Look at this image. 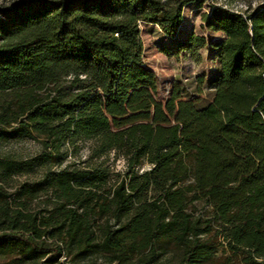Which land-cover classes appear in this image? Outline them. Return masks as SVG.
I'll return each mask as SVG.
<instances>
[{
    "label": "trees",
    "instance_id": "trees-1",
    "mask_svg": "<svg viewBox=\"0 0 264 264\" xmlns=\"http://www.w3.org/2000/svg\"><path fill=\"white\" fill-rule=\"evenodd\" d=\"M203 1L0 4V139L42 145L0 157V264H264V2L235 10L213 0L203 20L223 39L191 32L175 45L197 62L216 49L213 100L202 107L180 80L159 97L151 67L103 51L140 22L175 38L184 7ZM86 141L91 157L124 156L112 187L101 165L52 167ZM40 166L42 177L8 190L13 174ZM203 199L211 208L196 213Z\"/></svg>",
    "mask_w": 264,
    "mask_h": 264
},
{
    "label": "rangeland",
    "instance_id": "rangeland-1",
    "mask_svg": "<svg viewBox=\"0 0 264 264\" xmlns=\"http://www.w3.org/2000/svg\"><path fill=\"white\" fill-rule=\"evenodd\" d=\"M14 0H0V4H9ZM218 2L235 10H245L247 7H254L264 0H219ZM213 0H205L202 3L192 2L184 7L183 21L178 30L177 36L171 38L166 36L159 25L151 22H140L139 31L133 35L116 33L110 36L103 45L105 55L120 62L144 61L150 66L158 65V96L163 97V89L172 79H182L186 83V91L183 92L187 98L197 99V106L202 107L213 100L214 90L209 87V81L215 77L219 68V59L216 56V49L208 45L200 50L202 60L195 61L192 56L181 51L173 54L172 51L178 41H181L191 32L205 35L209 40L220 41L224 35L222 32H214L205 26L203 13L210 12ZM156 73V74H157ZM91 141L80 142V151L77 154H69L59 165L52 164L53 168L65 165L84 166L101 165L110 171L107 187H112L124 176L126 160L122 154L110 151L101 157H91ZM42 149L41 142L33 138H12L0 139V157L26 158L33 156ZM151 164L146 162L138 167L139 172L150 169ZM46 166H40L34 171H23L13 174L5 183L9 191L14 192L23 181H34L42 177ZM47 194H40L33 202V206L43 203ZM196 213L200 210L210 209L205 205L204 199L195 202ZM221 249L219 254H222ZM231 254L230 251L226 253ZM171 255V254H170ZM169 255V256H170ZM168 257V256H167ZM104 260L103 256H94L91 261L95 264ZM167 262L178 264L176 257L167 258ZM216 264V263H214Z\"/></svg>",
    "mask_w": 264,
    "mask_h": 264
},
{
    "label": "built area",
    "instance_id": "built-area-1",
    "mask_svg": "<svg viewBox=\"0 0 264 264\" xmlns=\"http://www.w3.org/2000/svg\"><path fill=\"white\" fill-rule=\"evenodd\" d=\"M144 64H147L149 67H151L154 71H155V73H157V71H158V65H156V66H150L148 63H146V62H144V61H142ZM157 76H158V73L156 74ZM174 80H180L182 83H183V85H184V87L185 88H187L186 86V83L182 80V79H178V78H176V79H172V80H170L168 83H167V85H165V87H164V89H163V95L164 96H168L169 95V93H170V90H171V87H172V83H173V81Z\"/></svg>",
    "mask_w": 264,
    "mask_h": 264
},
{
    "label": "crops",
    "instance_id": "crops-1",
    "mask_svg": "<svg viewBox=\"0 0 264 264\" xmlns=\"http://www.w3.org/2000/svg\"><path fill=\"white\" fill-rule=\"evenodd\" d=\"M219 68H220V63H219Z\"/></svg>",
    "mask_w": 264,
    "mask_h": 264
}]
</instances>
